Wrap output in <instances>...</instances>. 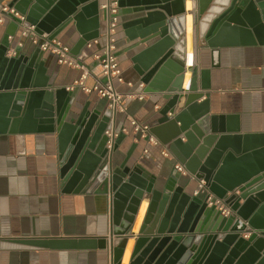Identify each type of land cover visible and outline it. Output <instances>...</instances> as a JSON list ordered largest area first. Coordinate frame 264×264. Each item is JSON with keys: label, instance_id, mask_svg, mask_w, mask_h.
<instances>
[{"label": "water", "instance_id": "obj_1", "mask_svg": "<svg viewBox=\"0 0 264 264\" xmlns=\"http://www.w3.org/2000/svg\"><path fill=\"white\" fill-rule=\"evenodd\" d=\"M111 1L101 3L107 23L109 17L130 16L121 23L124 34L135 42L133 47L145 46L132 58L144 93H156L164 101L158 118L148 125L150 133L222 200L228 213L195 189L189 192L171 180L160 186L139 164H128L132 148L113 166L112 154L124 139L117 135L111 149L106 148L105 131L115 133V114L107 110L101 115L88 105L79 108L77 88L68 91L49 83L38 48L26 53L22 44L8 41L18 24L33 26L51 39L74 29L79 38L70 53L76 55L98 38L100 0L10 1L8 7L24 21L13 18L12 31L0 40V136L57 133L64 189L109 196L112 264H121L131 238L129 264H264V138L251 141L222 131L218 118L207 115V100L196 103L209 89L207 73L199 72L198 86L195 61L187 66L185 59L187 15L192 38L200 30L211 49L264 45V0H189L190 11L185 10L188 0H114L117 11L109 15ZM185 73L190 74L186 90ZM181 97L184 103L175 113ZM143 200L147 209L134 235L131 228Z\"/></svg>", "mask_w": 264, "mask_h": 264}, {"label": "crops", "instance_id": "obj_2", "mask_svg": "<svg viewBox=\"0 0 264 264\" xmlns=\"http://www.w3.org/2000/svg\"><path fill=\"white\" fill-rule=\"evenodd\" d=\"M10 1L0 0V5L8 6ZM103 1L100 0L98 7L97 43L89 48L85 45L75 55L85 68L84 84L89 90L85 93L77 89L76 103L79 108L88 105L89 110H99L101 115L108 110L107 100L98 97L92 89L98 81L104 82L99 63L94 58L103 50L108 32L106 11L101 5ZM187 2L191 3L189 0L185 2V10ZM128 17L116 18L112 35L113 53L124 82H115L114 86L123 94L140 91L137 86L141 82L133 69L132 58L145 47H133L135 42H130L125 36L121 23ZM11 24H0V40L6 32L12 31ZM84 24L87 29L91 26L87 17ZM185 26L187 28V20ZM18 32L14 37H8L14 45H18ZM199 34L200 30H197L193 39L191 34L187 37L186 33L185 40L186 65L190 66L194 59L198 86L199 72L207 73L204 78L209 89L202 92L203 96L196 103L207 100L208 117L218 118L217 126L225 133L248 136L251 141L264 138V45L233 44L211 49ZM78 38L79 34L74 29L56 37L70 50ZM20 42L26 53L34 51L35 47L27 39L21 38ZM41 60L47 69L49 83L54 87L70 91L68 88L82 73V70L58 64L49 53L41 52ZM127 82L132 83V87H128ZM189 83L190 74L185 73L182 89L186 90ZM144 89L145 86L141 93L145 97L131 101L127 114L149 125L158 118L157 111L164 101L156 93H144ZM183 103L184 97H181L174 106L175 113ZM115 116V132L123 135L124 139L112 154L113 166H118L132 148L128 164H139L159 181L160 186L171 180L189 192L195 189L192 176H183L174 170L173 156V159L161 157L157 147L146 145L144 140L132 133L125 114ZM208 123L211 124L210 119ZM180 139L185 142L182 135ZM58 156L55 132L0 136V264H112L109 241L114 237L110 236L112 207L109 196L65 190L60 178ZM143 203L145 206L138 227L134 230L139 211L131 228L134 235L138 233L147 209V201L143 200L141 206ZM242 237L245 239L247 236ZM130 240L132 243L126 264H129L134 246V238L129 239L127 245ZM36 242L48 244H30Z\"/></svg>", "mask_w": 264, "mask_h": 264}, {"label": "built area", "instance_id": "obj_3", "mask_svg": "<svg viewBox=\"0 0 264 264\" xmlns=\"http://www.w3.org/2000/svg\"><path fill=\"white\" fill-rule=\"evenodd\" d=\"M105 7V6H103ZM117 11L116 4L111 3L108 6V14H115ZM13 18L19 19L21 23L24 21V16L18 14L13 8H10L6 5H0V24L4 25L8 22H13ZM116 17H109L107 23V34L105 36L106 44L101 51L100 54L94 55V58L98 61L99 67L101 70L102 77L104 78V82L98 81L93 86V91L100 98H104L107 100V107L113 114H125L126 118L130 124L132 133L144 140L146 145L157 147L159 149V153L161 157L173 159L172 155L168 152L166 147L161 144V142L154 137L150 131L149 126L145 123H141L131 117L128 113V105L133 100H142L145 96L141 93L144 85L142 83L138 84L139 92L131 91L128 93H120L114 86V83H124L122 79V74L118 66L117 57L114 55V45H113V32L116 27ZM18 34L19 40L21 38L27 39L30 44L38 48L43 53H49L53 55L56 59V62L60 65H65L71 69H79L82 70V73L77 81L73 83L71 87L68 89L72 90L73 88L80 89L81 91L87 93L89 92L88 88L84 84V80L86 79V71L82 66L80 58L70 53V49L61 43L56 38H49L47 34H39L35 31L33 26H23V24H18ZM97 43L96 40L90 41L86 43V47H90L92 44ZM18 45H21V42L18 41ZM126 85L128 87H132V83L127 82ZM105 134L108 136V141L106 144V148L108 150L111 149L113 141L116 139V132L112 133L111 131H105ZM174 170L180 175L187 176L188 173L185 168L174 161L173 165ZM195 194H202L207 196L208 200L214 199V205L222 210V212L228 213V208L223 204L222 200L215 198L207 189L205 183L202 180H195Z\"/></svg>", "mask_w": 264, "mask_h": 264}, {"label": "bare ground", "instance_id": "obj_4", "mask_svg": "<svg viewBox=\"0 0 264 264\" xmlns=\"http://www.w3.org/2000/svg\"><path fill=\"white\" fill-rule=\"evenodd\" d=\"M186 7H187L186 11H190L191 3L187 2ZM186 20H187V37H189V35L191 34V32H190L191 31V16L187 15ZM144 206H145V204L143 203L141 208H140V210H139V213H138L135 225H134V230H136L137 227H138V224H139L140 219L142 217ZM131 243H132V241L130 240L128 245H127V247H126V250H125V253H124V256H123V260H122V264H126V261H127V258H128V254H129V251H130V247H131Z\"/></svg>", "mask_w": 264, "mask_h": 264}]
</instances>
